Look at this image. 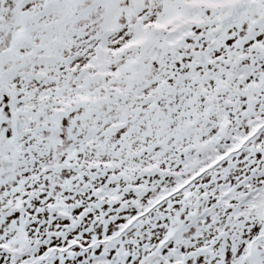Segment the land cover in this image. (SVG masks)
I'll list each match as a JSON object with an SVG mask.
<instances>
[{
  "label": "snow or ice",
  "instance_id": "6c2138e0",
  "mask_svg": "<svg viewBox=\"0 0 264 264\" xmlns=\"http://www.w3.org/2000/svg\"><path fill=\"white\" fill-rule=\"evenodd\" d=\"M0 264H264V0H0Z\"/></svg>",
  "mask_w": 264,
  "mask_h": 264
}]
</instances>
